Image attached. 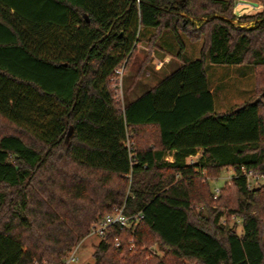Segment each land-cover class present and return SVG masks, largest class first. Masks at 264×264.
<instances>
[{"label": "trees", "instance_id": "16d2710c", "mask_svg": "<svg viewBox=\"0 0 264 264\" xmlns=\"http://www.w3.org/2000/svg\"><path fill=\"white\" fill-rule=\"evenodd\" d=\"M234 1L0 0V264H64L120 207L141 218L105 229L93 264H264V183L242 174L264 173V89L215 112L206 76L247 66L264 85V4ZM145 37L181 64L120 106L113 71Z\"/></svg>", "mask_w": 264, "mask_h": 264}, {"label": "rangeland", "instance_id": "374dc122", "mask_svg": "<svg viewBox=\"0 0 264 264\" xmlns=\"http://www.w3.org/2000/svg\"><path fill=\"white\" fill-rule=\"evenodd\" d=\"M247 1L256 3L257 6L252 7L249 4H242L239 3L238 0H235L233 12L236 16L256 13L260 10L261 2L264 4V0ZM233 23L235 25L239 24V26H252L254 24V22L249 21L237 23L236 19ZM142 33L143 30H141V34ZM147 40V37L139 40L135 48V53L122 74L120 90L118 92L113 90L115 98L119 101L120 106H123L126 100H133L138 97L181 64L174 56H169L166 63L163 60L158 61L159 53L155 52L157 48L150 49L147 45ZM199 49L200 42H189L183 58L188 60L198 58ZM206 76L209 87L213 92L215 112H225L245 102L256 100L264 89V85L256 88L253 72L251 68L247 66L207 65ZM117 94L119 95L117 96ZM187 161L191 160L188 159ZM233 172L232 168L223 170L221 174L210 183V187L213 188V190L215 188L219 189L222 185L230 187ZM248 181L252 185L255 184L251 179ZM257 183L263 184L264 180H260ZM213 206L215 207V205ZM195 207L197 209L201 208L200 205H196ZM222 211L226 214L227 208H222ZM233 221L236 220L230 218V224H232ZM236 232L237 234L241 233V226L239 224L236 228ZM98 241V235H87L84 237L77 246L72 249L75 252V257L71 264H93L91 255ZM141 249H145L144 246H142ZM146 250L149 253L146 258H150L155 254L159 257L162 255V252H160L156 246L147 247ZM34 263L39 264L37 261H34ZM183 264L193 263L186 261L183 262Z\"/></svg>", "mask_w": 264, "mask_h": 264}, {"label": "built area", "instance_id": "2783aa9c", "mask_svg": "<svg viewBox=\"0 0 264 264\" xmlns=\"http://www.w3.org/2000/svg\"><path fill=\"white\" fill-rule=\"evenodd\" d=\"M123 69H124V63L117 66L114 69L113 76L111 78V87L113 88V90H116L117 92L120 90L121 77L124 72ZM119 94H117V96ZM242 174H244L248 180L251 179L255 183L259 182L260 180H264V173H252L251 171L242 170ZM214 193L215 194L218 193V188L214 189ZM140 218H141L140 213L127 216L124 214L122 207L115 208L110 213L104 215L100 220L93 223L88 235L100 236L102 232L110 226H118L120 228L133 227ZM74 257H75V252L74 250H72L67 255L64 264H71L74 261ZM33 264H37V263H33Z\"/></svg>", "mask_w": 264, "mask_h": 264}, {"label": "crops", "instance_id": "0c3cea01", "mask_svg": "<svg viewBox=\"0 0 264 264\" xmlns=\"http://www.w3.org/2000/svg\"><path fill=\"white\" fill-rule=\"evenodd\" d=\"M239 1V3H242V4H248L247 2H244V1H247V0H238ZM249 5H251V4H249ZM252 7H256V6H253V5H251ZM189 42H187L186 43V46H185V51H186V49H187V44H188ZM155 52H158L159 54H158V58H159V60L158 61H161V60H163L165 63L167 62L166 60H167V58L170 56V55H168L167 54V52L166 51H164V50H161V49H155ZM185 53V52H184ZM165 59V60H164ZM180 61V60H179ZM181 62V61H180ZM168 75V74H167ZM165 77V76H164ZM162 79V78H161ZM160 79V80H161ZM157 83V82H156ZM155 83V84H156ZM154 84V85H155ZM210 88V87H209ZM210 91H212L211 89H210ZM201 154V150H199V151H197V153L194 155V156H191V157H189L188 159H190L191 161H195L196 160V158L199 156ZM169 161L171 160V158L170 157H168L167 158Z\"/></svg>", "mask_w": 264, "mask_h": 264}, {"label": "water", "instance_id": "95a60500", "mask_svg": "<svg viewBox=\"0 0 264 264\" xmlns=\"http://www.w3.org/2000/svg\"><path fill=\"white\" fill-rule=\"evenodd\" d=\"M244 2H247L248 4H251L253 6H257V4L256 3H253V2H249V1H244Z\"/></svg>", "mask_w": 264, "mask_h": 264}]
</instances>
